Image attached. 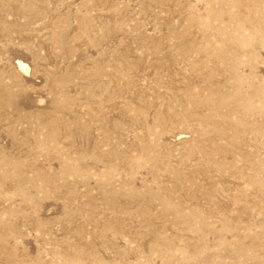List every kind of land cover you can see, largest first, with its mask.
I'll return each mask as SVG.
<instances>
[{"label":"rangeland","instance_id":"374dc122","mask_svg":"<svg viewBox=\"0 0 264 264\" xmlns=\"http://www.w3.org/2000/svg\"><path fill=\"white\" fill-rule=\"evenodd\" d=\"M0 264H264V0H0Z\"/></svg>","mask_w":264,"mask_h":264},{"label":"bare ground","instance_id":"6f19581e","mask_svg":"<svg viewBox=\"0 0 264 264\" xmlns=\"http://www.w3.org/2000/svg\"><path fill=\"white\" fill-rule=\"evenodd\" d=\"M21 66L23 67V64H21Z\"/></svg>","mask_w":264,"mask_h":264}]
</instances>
